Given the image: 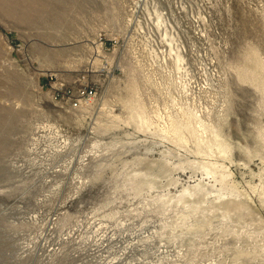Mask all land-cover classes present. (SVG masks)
<instances>
[{
  "label": "rangeland",
  "instance_id": "374dc122",
  "mask_svg": "<svg viewBox=\"0 0 264 264\" xmlns=\"http://www.w3.org/2000/svg\"><path fill=\"white\" fill-rule=\"evenodd\" d=\"M134 4L0 0V264H264V0L149 1L187 46L189 91ZM95 221L117 235L97 253Z\"/></svg>",
  "mask_w": 264,
  "mask_h": 264
},
{
  "label": "bare ground",
  "instance_id": "6f19581e",
  "mask_svg": "<svg viewBox=\"0 0 264 264\" xmlns=\"http://www.w3.org/2000/svg\"><path fill=\"white\" fill-rule=\"evenodd\" d=\"M149 1L150 0H142V2H141V0H135V4L132 5V9H130L132 12V15L130 14L131 18L129 19V23H131L135 20L134 14H136L137 12L143 11L146 13V15H145L146 17L144 20H137L136 29H135L136 32H138L141 35L147 31L149 34H152L155 29H158L161 31L162 42H164V45L162 46V50L160 51L161 52L160 57H162V59H164V61H166L169 57H175L176 58V63H177L176 66H177V71H178L177 72L178 73L177 79L179 80V84L185 90L189 91L191 89V87H193L194 74H192V72L190 71V68L187 65V60L185 58V53H187V51H188L187 46L184 43V41L181 39L179 33L176 31L175 26L171 23L170 17H168L165 13L158 11L157 9H156V17L155 18L152 17V12H151L152 9L149 8L150 7ZM63 14L62 13L60 14L61 18H63L62 17ZM146 45H148V44H146ZM60 52H62V51H59V53ZM210 69L211 68H209V72L215 71L214 69L213 70L212 69L210 70ZM139 108H141V107H139ZM137 115H138L139 119L141 120L142 124L150 125L153 123V121L147 119L143 114L138 113ZM158 116H159L158 121H159V125L161 126V131H165L166 133H174V134L178 135L180 140L183 142L188 141V138L185 136V134H184L185 131L182 129V127L183 126L187 127V126L191 125L190 122H178L179 120L175 117H169V119L167 121H165L167 114L165 116L161 115V114ZM194 117H196L198 119V122L202 127L205 126L200 116H194ZM54 135L57 138L56 142H58L56 147L58 146V147L64 148L69 143L67 141V139L64 138V136L61 134L60 130H55ZM198 140L202 141V142L205 141L204 137L202 135H199V134H198ZM218 142H219L218 147L224 151L225 150L223 148L224 142L223 141H222L223 143L220 141H218ZM225 143H227V142H225ZM228 147H229V145H228ZM204 167L206 168V171H208V174L214 173V171L210 169L209 165H204ZM203 184H204V180H199V182H197V184H195V185H192V186L188 185L184 189L185 195L186 196L192 195L193 190L196 187L204 186ZM181 198L185 199V196H182ZM94 228H95V231H93V233H94L93 236L88 237L87 240L88 241L92 240V242L94 243L93 245L95 247L92 248L91 250L94 253H97L98 251L101 250V248L107 246V244L105 243L106 241H112L113 239L116 238L117 235L115 232L110 233L109 231L104 230V226H103V223L101 221H98V222L95 221L94 222ZM76 232L74 231V234H76ZM142 233L145 234V232H142ZM145 236H148V235L145 234ZM45 237H47V236H45ZM70 237H73V238L75 237L78 239L79 235L76 234L74 236L72 233H68L67 235L63 236L62 239H60V240L65 241V240H68ZM132 244H133L132 242H129L127 244L126 251L132 246ZM44 247H48L49 251H55L57 249V248H55V244H53V246L51 244L49 245V242L47 239L44 242ZM157 251H159L160 253L161 252L163 253L165 250L161 247ZM125 254L126 253L123 252L122 254H120V256L123 257V256H125ZM113 260L114 259H111L110 261H107L105 263L99 262V264H113L114 263Z\"/></svg>",
  "mask_w": 264,
  "mask_h": 264
},
{
  "label": "built area",
  "instance_id": "2783aa9c",
  "mask_svg": "<svg viewBox=\"0 0 264 264\" xmlns=\"http://www.w3.org/2000/svg\"><path fill=\"white\" fill-rule=\"evenodd\" d=\"M96 95V90L92 86H84L77 92V95L72 99V108H79L82 106L83 101H89Z\"/></svg>",
  "mask_w": 264,
  "mask_h": 264
},
{
  "label": "water",
  "instance_id": "95a60500",
  "mask_svg": "<svg viewBox=\"0 0 264 264\" xmlns=\"http://www.w3.org/2000/svg\"><path fill=\"white\" fill-rule=\"evenodd\" d=\"M0 242H2V244H5V242H7V241H5L4 239L2 240L1 238H0ZM16 247V246H15ZM12 254H14V253H12ZM12 254H10V253H6V251H5V255H7V256H9V257H11V256H13Z\"/></svg>",
  "mask_w": 264,
  "mask_h": 264
}]
</instances>
